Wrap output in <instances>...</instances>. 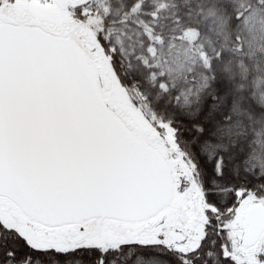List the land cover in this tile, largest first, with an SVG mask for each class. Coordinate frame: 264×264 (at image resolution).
Returning a JSON list of instances; mask_svg holds the SVG:
<instances>
[{
    "label": "water",
    "instance_id": "water-1",
    "mask_svg": "<svg viewBox=\"0 0 264 264\" xmlns=\"http://www.w3.org/2000/svg\"><path fill=\"white\" fill-rule=\"evenodd\" d=\"M0 23V194L44 223L141 219L170 198L162 157L110 111L84 53L33 21ZM104 86L109 79L101 74ZM245 243L264 229L246 215ZM69 230H64L68 233ZM172 242L184 239L171 233Z\"/></svg>",
    "mask_w": 264,
    "mask_h": 264
},
{
    "label": "trees",
    "instance_id": "trees-1",
    "mask_svg": "<svg viewBox=\"0 0 264 264\" xmlns=\"http://www.w3.org/2000/svg\"><path fill=\"white\" fill-rule=\"evenodd\" d=\"M137 1L114 3L126 13ZM171 1L175 2L171 12L185 26L199 25L201 16L215 17L213 48L192 66L185 99H178L173 87L160 82L149 85L146 78L133 75L115 50L109 54L122 87L143 91L149 111L168 122L189 177L209 207L197 245L183 251L135 239L105 248L37 247L0 220V264L264 263V241L254 262L225 252L226 223L237 204V192H251L264 201V0ZM116 14L115 20L124 19ZM254 18L260 26H248ZM99 38L106 47L104 38Z\"/></svg>",
    "mask_w": 264,
    "mask_h": 264
},
{
    "label": "rangeland",
    "instance_id": "rangeland-1",
    "mask_svg": "<svg viewBox=\"0 0 264 264\" xmlns=\"http://www.w3.org/2000/svg\"><path fill=\"white\" fill-rule=\"evenodd\" d=\"M174 4L171 0H138L125 13L114 0H0V23H6L2 20L12 13L15 25L38 21L44 32L74 41L95 73L107 107L124 121H130L129 130L162 157L170 180L169 200L141 218L143 220L133 219L140 221L128 223L95 215L97 217L83 224L78 223L79 226L87 225V234L82 241L73 243H65L62 238L63 243H60V238L57 239L59 226L41 225L32 233H26L25 238L31 245L55 249L90 245L105 248L132 242L135 240L132 236L170 245L169 231L178 229L187 239L175 244L176 249L186 251L197 245L209 207L198 185L189 177V168L176 148L168 122L149 111L143 91L122 87L109 54L115 50L133 75L146 78L149 85L160 82L166 88L173 87L177 98L185 99L190 90L192 66L202 53L207 56L213 48L216 25L215 17L208 14L201 16L199 25L185 26L179 15L171 12ZM116 13L124 19L115 20ZM260 24V20L254 18L248 26ZM99 36L108 44L106 47ZM101 74L109 79L107 88ZM237 194V204L226 223L225 252L238 260L254 262L262 251L264 229L254 242L246 244V215L255 206L264 210V201L251 192L238 191ZM4 205V201L0 202L1 208ZM1 208V222L18 231L16 220L8 223ZM71 233L69 230L64 234Z\"/></svg>",
    "mask_w": 264,
    "mask_h": 264
},
{
    "label": "flooded vegetation",
    "instance_id": "flooded-vegetation-1",
    "mask_svg": "<svg viewBox=\"0 0 264 264\" xmlns=\"http://www.w3.org/2000/svg\"><path fill=\"white\" fill-rule=\"evenodd\" d=\"M3 22H6V20H2ZM178 176H182V174L177 173ZM4 201L5 205L3 206V208H1L4 212H5V218L7 220L8 223H11L13 219L16 220V226L18 228V231L23 235V236H27L26 233H32L34 230H36L37 228H39L41 225H49V226H59L58 228V238L60 240V243H63V239L64 241H66L65 243H73V242H79L82 241V239L85 238L87 232H86V227L87 225H82L79 226L78 223L83 224L86 221L90 220L91 218H95L97 216H92L89 218H84V219H80V220H68V221H61L55 224H48V223H44L42 221L37 220L34 216L25 213L16 203H14L13 201H11L10 199H8L6 196L4 195H0V202ZM100 218H110L113 220H117V221H123V222H138L140 220H124V219H118L115 217H107V216H98ZM68 229L71 230V234L67 235L64 234V230ZM127 231V230H126ZM173 232H180L182 234V232L178 229V230H170L169 231V244L170 245H175L177 243H182L185 241V239H187V237L185 236L184 239L180 242H172V236L171 233ZM127 233V232H126ZM60 234V235H59ZM129 234V233H128ZM133 239L135 238L136 240L139 239V237L137 236H132ZM62 238V240H61ZM131 238V237H130Z\"/></svg>",
    "mask_w": 264,
    "mask_h": 264
}]
</instances>
